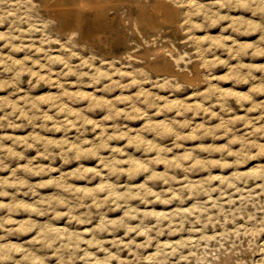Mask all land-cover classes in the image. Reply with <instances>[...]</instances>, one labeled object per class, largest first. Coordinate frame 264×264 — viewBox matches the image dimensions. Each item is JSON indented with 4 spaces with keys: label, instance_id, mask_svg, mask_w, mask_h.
Masks as SVG:
<instances>
[{
    "label": "clouds",
    "instance_id": "obj_1",
    "mask_svg": "<svg viewBox=\"0 0 264 264\" xmlns=\"http://www.w3.org/2000/svg\"><path fill=\"white\" fill-rule=\"evenodd\" d=\"M78 7L0 0V264H264V0Z\"/></svg>",
    "mask_w": 264,
    "mask_h": 264
},
{
    "label": "rangeland",
    "instance_id": "obj_2",
    "mask_svg": "<svg viewBox=\"0 0 264 264\" xmlns=\"http://www.w3.org/2000/svg\"><path fill=\"white\" fill-rule=\"evenodd\" d=\"M82 1H84V2H82ZM82 1L81 0H78V1L75 0L76 4H78V6H81V7L78 8V11L80 10L79 12L82 15H83L84 12L86 13V14L84 13V15H83L84 19H86V20H84L85 21L86 31L87 32H90L92 35H94V33H95V35H97L98 33H101V32L102 33L101 34H98V35H104V34L111 33L113 35V39L116 42H119V33H120V31L122 30V27H123L125 13L122 10H120V11H118V10L121 8V5L124 2V0H123V2H122V0H119V3L116 0H114V1L113 0H82ZM105 1L107 3H109V5L107 3L105 4ZM96 2L99 3L98 6H97L98 9L96 8V5H97ZM202 2H203V0H202ZM89 6H90V9H91V12H90V9L88 10ZM92 7L94 8L93 10H92ZM103 8H104V10L102 11ZM111 8H112V10H110ZM106 9H108V10H106ZM99 12L100 13L102 12L101 14L103 15V17H102V15ZM93 13L94 14H97V15H94ZM100 15H101V18H100ZM88 17L91 20H88ZM98 18H100V19H98ZM96 20H98L97 21V24H96ZM87 22H88V26H87ZM222 24L224 26H226L227 22L226 21L225 22H222ZM92 25H94V26L96 25L97 27L96 26L94 27ZM91 28H92V30H91ZM99 28L101 29V31H100ZM96 29H98V30H96ZM96 32H97V34H96ZM201 35L212 36L215 40L219 41V38H220V35H221V27H219V26L218 27H215V28L209 30L206 33H201ZM225 35H227V33H225ZM254 40H255V37H242L241 40H240V42L242 44H248V43L254 42ZM54 47H59V45H54ZM14 59L17 60V61L23 59V54L20 53V54L15 55L14 56ZM222 59H223V57H222ZM259 62L260 63H264V59H261ZM224 74H225L224 72H221L220 73V75H224ZM5 75H10V74L9 73H5ZM24 79L27 80V77H24ZM23 87L26 88V85L23 86ZM223 87L226 88V89H229V90L232 89V85L229 84V83H225L223 85ZM236 90L237 91H247V88L244 87V86H240ZM22 95H23V93H21V97H15L14 96L12 99L13 100L20 99V98H22ZM7 96H8V92H0V97H7ZM239 114L240 115H243V113H239ZM30 131H31V129H27V130H14V129L9 128V129L5 130L3 133H0V134L15 135V136L23 137V136L28 135L30 133ZM6 143L11 144V141H7ZM35 155H36V153L34 151H29L28 152V156L29 157H33ZM20 163L21 164H25V163H27V161L21 160ZM12 167H16V165L13 164ZM8 175H10L9 172L0 173V177H5L6 178ZM38 181H39V177L38 176L37 177H34L32 179V183H37ZM10 191H14V190L13 189H10ZM48 191L49 190H47V189H43V188L40 189V192H41L42 195L48 194ZM0 199H3L4 203H9L8 198H0ZM23 199L27 200L26 197L23 198ZM28 202H30V201H28ZM14 219L22 220V219H26V216H24L23 214H21V215L15 216ZM249 258H250L251 264H259V262L261 260V255L252 256L251 254H249Z\"/></svg>",
    "mask_w": 264,
    "mask_h": 264
},
{
    "label": "bare ground",
    "instance_id": "obj_3",
    "mask_svg": "<svg viewBox=\"0 0 264 264\" xmlns=\"http://www.w3.org/2000/svg\"><path fill=\"white\" fill-rule=\"evenodd\" d=\"M77 1H78V0H77ZM81 1H82V0H81ZM113 1H114V0H113ZM116 1H118V3H119V0H116ZM82 2H84V1H82ZM102 2H103V1H102ZM111 2H112V1H111ZM111 2H110V3H111ZM122 2H123V0H122ZM96 3H97V2H96ZM106 3H107V2L105 1V4H106ZM116 3H117V2H116ZM98 4H99V3H97L96 8H97ZM102 4H103V3H102ZM102 4H101V5H102ZM107 4L109 5V3H107ZM77 5H78V4H77ZM94 5H95V4H94ZM105 6H106V5H105ZM100 7H101V6H100ZM100 7H99V8H100ZM78 8H79V7H78ZM96 8H95V9H96ZM119 8H120V7H119ZM80 9H81V8H80ZM85 9H86V8H85ZM89 9H90V6H89L88 10H89ZM93 9H94V8L92 7V10H93ZM97 9H98V8H97ZM100 9H101V8H100ZM120 9H121V8H120ZM77 10H78V9H77ZM81 10H82V9H81ZM83 10H84V9H83ZM103 10H104V8L102 9V11H103ZM106 10H108V9H106ZM110 10H112V8H111ZM79 11H80V10H79ZM97 11H98V10H97ZM100 11H101V10H100ZM113 11H114V10H113ZM90 12H91V9H90ZM90 12H89V13H90ZM84 13H85V12H84ZM84 13H83V15H84ZM94 13H95V12H94ZM94 13H93V14H94ZM99 13H100V12H99ZM101 13H102V12H101ZM101 13H100V14H101ZM85 14H86V13H85ZM90 14H91V13H90ZM106 14H107V13H106ZM83 15H82V16H83ZM94 15H97V14H94ZM94 15H93V16H94ZM101 15H102V14H101ZM101 15H100V18H101ZM88 16H89V15H88ZM93 16H92V17H93ZM90 17H91V16H90ZM94 17H95V16H94ZM96 17H97V16H96ZM102 17H103V15H102ZM83 18H84V17H83ZM100 18H98V19H100ZM94 19H95V18H94ZM84 20H86V19H84ZM88 20H91V19H89V17H88ZM102 20H103V19H102ZM94 21H95V20H94ZM97 21H98V20H96V24H97ZM88 22H89V21H88ZM88 22H87V26H88ZM102 22H103V21H102ZM84 23H85V21H84ZM90 23H91V22H90ZM99 23H100V22H99ZM99 23H98V24H99ZM94 24H95V23H94ZM92 26H94V25H92ZM95 26H96V25H95ZM95 26H94V27H95ZM96 27H97V26H96ZM101 28H102V27H101ZM93 29H94V28H93ZM99 29H100V28H99ZM91 30H92V28H91ZM96 30H98V29H96ZM103 30H104V29H103ZM100 31H101V29H100ZM103 32H104V31H103ZM93 33H94V32H93ZM101 33H102V32H101ZM101 33H98V34H101ZM96 34H97V32H96ZM98 34H97V35H98ZM94 35H95V33H94Z\"/></svg>",
    "mask_w": 264,
    "mask_h": 264
}]
</instances>
